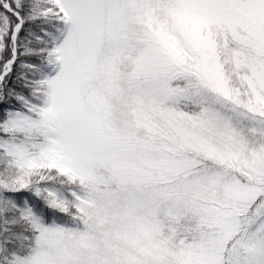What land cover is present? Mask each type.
<instances>
[{
    "label": "snow or ice",
    "instance_id": "obj_1",
    "mask_svg": "<svg viewBox=\"0 0 264 264\" xmlns=\"http://www.w3.org/2000/svg\"><path fill=\"white\" fill-rule=\"evenodd\" d=\"M0 264H264V0H0Z\"/></svg>",
    "mask_w": 264,
    "mask_h": 264
}]
</instances>
